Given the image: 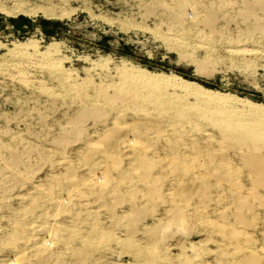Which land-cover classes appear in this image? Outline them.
Here are the masks:
<instances>
[{
    "label": "rangeland",
    "instance_id": "rangeland-1",
    "mask_svg": "<svg viewBox=\"0 0 264 264\" xmlns=\"http://www.w3.org/2000/svg\"><path fill=\"white\" fill-rule=\"evenodd\" d=\"M256 169L264 0H0V264H264Z\"/></svg>",
    "mask_w": 264,
    "mask_h": 264
},
{
    "label": "bare ground",
    "instance_id": "bare-ground-1",
    "mask_svg": "<svg viewBox=\"0 0 264 264\" xmlns=\"http://www.w3.org/2000/svg\"><path fill=\"white\" fill-rule=\"evenodd\" d=\"M256 167H257V166H256ZM255 171H256V174H257V175L259 174L260 176H264V170H261V171H260V170H257V169H256Z\"/></svg>",
    "mask_w": 264,
    "mask_h": 264
},
{
    "label": "trees",
    "instance_id": "trees-1",
    "mask_svg": "<svg viewBox=\"0 0 264 264\" xmlns=\"http://www.w3.org/2000/svg\"><path fill=\"white\" fill-rule=\"evenodd\" d=\"M22 19V17H20ZM46 23H49V21H46ZM48 31V30H47Z\"/></svg>",
    "mask_w": 264,
    "mask_h": 264
}]
</instances>
